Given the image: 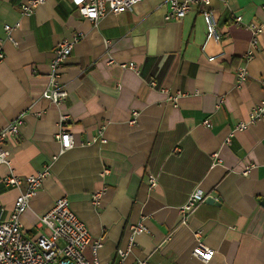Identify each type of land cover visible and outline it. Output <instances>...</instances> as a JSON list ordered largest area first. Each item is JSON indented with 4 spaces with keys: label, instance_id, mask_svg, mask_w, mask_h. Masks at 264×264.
<instances>
[{
    "label": "crops",
    "instance_id": "1",
    "mask_svg": "<svg viewBox=\"0 0 264 264\" xmlns=\"http://www.w3.org/2000/svg\"><path fill=\"white\" fill-rule=\"evenodd\" d=\"M23 1L0 0V131L22 121L19 135L5 143L10 166L0 164V220L19 193L2 179L33 175L49 164L59 151L54 135L60 128L74 145L51 164V175L20 217L25 237L45 232L39 217L66 198L90 245L101 241L100 264H264V117L234 131L264 101V0H208L205 8L222 38L207 43L205 54L200 7L180 21H165L163 0H142L131 11L90 23L72 0H45L31 17L20 18ZM237 16L240 26L233 24ZM16 22L12 46L3 26ZM250 23L263 31L246 61ZM76 33L83 37L60 73L68 95L56 106L41 98L53 49ZM210 56L216 59L209 62ZM129 63L136 69L121 67ZM239 67L248 73L241 84ZM195 191L216 204L202 203L182 224L180 208ZM93 193H100L98 208L89 203ZM138 223L146 233L120 260L116 251ZM196 238L214 251L208 263L191 255Z\"/></svg>",
    "mask_w": 264,
    "mask_h": 264
},
{
    "label": "built area",
    "instance_id": "2",
    "mask_svg": "<svg viewBox=\"0 0 264 264\" xmlns=\"http://www.w3.org/2000/svg\"><path fill=\"white\" fill-rule=\"evenodd\" d=\"M77 5V12L83 19L90 23H97L105 15H120L131 11L135 5L142 0H72ZM208 0H163L165 7V21H180L192 7H200L199 13L202 16L205 25V42L201 48V53L205 54L207 43H219L222 35L217 31V23L211 11L205 8ZM45 0H24L19 6V17L29 18L35 10L42 5ZM233 24L240 26L242 18L237 16ZM250 34L249 49L245 54V60L250 61L258 49L259 37L263 31V25L260 23H250L245 25ZM20 28V22L13 26L4 25L5 41L12 46L16 42L12 33ZM82 33L71 34L69 37L59 41L53 49V57L49 64L48 85L42 92L41 98L49 101L53 105H60L67 98V91L60 84V73L65 61L70 56L73 46L80 38ZM4 59V53L0 45V61ZM216 57H207L209 62H213ZM123 68L136 69L133 63L121 65ZM236 79L239 84L246 81L248 73L246 67H239L236 71ZM137 113H132L130 123H134ZM264 117V101L253 108L250 113L248 123L238 124L234 131H243L250 124ZM66 117H61L60 122H64ZM22 121L17 119L9 123L0 131V164L10 166V153L5 147V143L19 135ZM203 125L209 127L207 120ZM54 139L59 144L58 153L51 158V162L45 165L41 171L26 177H20L9 173L2 179L5 187L18 189L19 193L14 200L13 207L4 220H0V264H100L96 258L97 249L101 246V241L91 242V236L85 226L74 215L70 208L69 200L60 198L54 201L52 206L39 217V225L45 229L35 239L24 236L20 217L27 211L29 203L35 192L42 186V183L51 175V164L74 145L72 135L59 128L55 133ZM106 141L102 138L100 143ZM229 143V139L226 140ZM179 150L174 149L173 153ZM213 162H219L217 154L212 155ZM253 166L245 167L241 175L246 176ZM102 175H107L108 171L103 170ZM149 188L156 184V178L150 176L148 179ZM206 196L199 191L192 193L186 203L180 208L181 223L186 224L193 212L205 202ZM94 208L100 206V193H93L89 201ZM146 233L142 223L130 225L129 234L126 238L124 247L117 249L116 254L122 260L132 249L134 238L140 234ZM199 232L196 233V237ZM60 243V244H59ZM91 246L92 259L85 257V250ZM214 251L205 246L196 238L195 246L191 255L202 263H208L213 257ZM134 264H149L147 259H140Z\"/></svg>",
    "mask_w": 264,
    "mask_h": 264
},
{
    "label": "water",
    "instance_id": "3",
    "mask_svg": "<svg viewBox=\"0 0 264 264\" xmlns=\"http://www.w3.org/2000/svg\"><path fill=\"white\" fill-rule=\"evenodd\" d=\"M205 203H207V204H216V201L214 200V199H212V198H210V197H208L206 200H205Z\"/></svg>",
    "mask_w": 264,
    "mask_h": 264
}]
</instances>
